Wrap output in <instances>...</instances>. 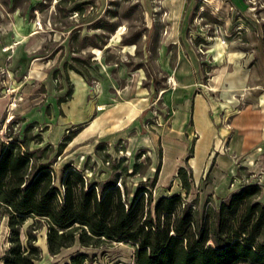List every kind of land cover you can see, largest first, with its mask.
Instances as JSON below:
<instances>
[{
  "label": "rangeland",
  "instance_id": "1",
  "mask_svg": "<svg viewBox=\"0 0 264 264\" xmlns=\"http://www.w3.org/2000/svg\"><path fill=\"white\" fill-rule=\"evenodd\" d=\"M195 98L222 136L216 144ZM249 100L263 117L262 139L235 156L230 122ZM31 123L43 142L30 146H52L57 176L65 165L90 182L120 174L130 192L156 177L154 198L184 195L177 170L191 160L188 199L215 205L256 185L254 201L264 204V0H0V139ZM35 234V264L78 253L87 264H134L129 244L76 242L51 255L45 227ZM8 236L3 217L0 264Z\"/></svg>",
  "mask_w": 264,
  "mask_h": 264
},
{
  "label": "trees",
  "instance_id": "2",
  "mask_svg": "<svg viewBox=\"0 0 264 264\" xmlns=\"http://www.w3.org/2000/svg\"><path fill=\"white\" fill-rule=\"evenodd\" d=\"M33 125L0 139V222L7 217L9 229L3 264H35L40 256L35 231L42 226L51 255L76 242H121L133 247L134 264H264V204L254 201L258 186H243L215 205L206 200L200 206L198 196L188 199L192 174L184 166L177 170L184 195L157 198L151 190L156 177L130 192L120 174L90 182L81 170L65 165L57 176L52 146H30L43 142L41 133L29 134ZM72 138L66 136L57 152ZM136 171L134 164L131 174ZM29 219L23 242L20 230ZM87 261V254L78 253L62 264Z\"/></svg>",
  "mask_w": 264,
  "mask_h": 264
},
{
  "label": "crops",
  "instance_id": "3",
  "mask_svg": "<svg viewBox=\"0 0 264 264\" xmlns=\"http://www.w3.org/2000/svg\"><path fill=\"white\" fill-rule=\"evenodd\" d=\"M242 86L243 83L241 80L236 84L232 85V87H234L235 89L242 88ZM197 100L199 101L200 104L204 103V106L203 105L202 106L204 107L203 113L205 114V125L209 131L211 142H213V144H216L217 140L219 139L220 141V138L222 136L218 135V132L214 127V123L211 120L210 115L208 113V108L205 102H203V100L199 98ZM249 102L251 103H249L244 109H241L240 111H238L236 114L233 115L232 120L230 122V127L232 129L233 137L231 138L228 148L231 151V154H235V156L243 152H246L248 149H251L252 147L256 146L262 139L261 129L263 126V117H260L258 110H255L253 108V103H252L253 101L249 100ZM75 137L77 136L74 135L73 138ZM188 165L191 170L192 180L195 181L196 179H194L193 177L194 164L191 162V160H189ZM226 165H228L227 160H226Z\"/></svg>",
  "mask_w": 264,
  "mask_h": 264
},
{
  "label": "built area",
  "instance_id": "4",
  "mask_svg": "<svg viewBox=\"0 0 264 264\" xmlns=\"http://www.w3.org/2000/svg\"><path fill=\"white\" fill-rule=\"evenodd\" d=\"M17 99L13 98L12 101L9 104V109L13 110L16 107Z\"/></svg>",
  "mask_w": 264,
  "mask_h": 264
}]
</instances>
